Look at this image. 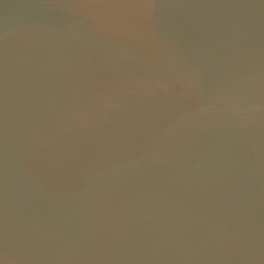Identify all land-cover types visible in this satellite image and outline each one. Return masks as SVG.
<instances>
[{"label": "water", "instance_id": "obj_1", "mask_svg": "<svg viewBox=\"0 0 264 264\" xmlns=\"http://www.w3.org/2000/svg\"><path fill=\"white\" fill-rule=\"evenodd\" d=\"M0 264H264V0H0Z\"/></svg>", "mask_w": 264, "mask_h": 264}]
</instances>
